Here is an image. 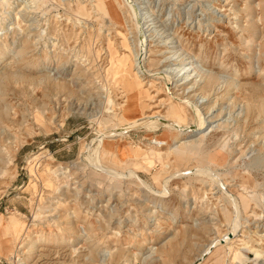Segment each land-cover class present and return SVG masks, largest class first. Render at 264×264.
I'll return each instance as SVG.
<instances>
[{
	"label": "rangeland",
	"instance_id": "1",
	"mask_svg": "<svg viewBox=\"0 0 264 264\" xmlns=\"http://www.w3.org/2000/svg\"><path fill=\"white\" fill-rule=\"evenodd\" d=\"M130 1L0 0V264H264V0Z\"/></svg>",
	"mask_w": 264,
	"mask_h": 264
},
{
	"label": "bare ground",
	"instance_id": "2",
	"mask_svg": "<svg viewBox=\"0 0 264 264\" xmlns=\"http://www.w3.org/2000/svg\"><path fill=\"white\" fill-rule=\"evenodd\" d=\"M129 4L132 6V9H133V12L137 18V11L136 9L134 8L133 4L131 3L130 0H128ZM139 32H140V35H139V51L138 53L135 55V58H134V68L137 70L138 73L142 74V75H153L154 73L150 72L148 69L145 68V66L143 65V60L145 59V49L143 47V44H144V39H141L143 38V32H142V29L141 27H139ZM180 66V65H179ZM171 68V66H170ZM169 70V69H168ZM168 70L166 69H162L161 71L159 72H156V74H160L164 79H167L170 80V72H173L175 73V75H181V77L185 80L186 83L190 82L193 78H195L198 74V71L196 69V67L192 64V65H189L188 67H183V66H180L178 68H174V69H171V71L169 72ZM156 71V70H155ZM173 83V81L171 82V84ZM166 84H168V82H166ZM184 101V99H183ZM189 103V102H188ZM192 110H194V113L196 114L197 118H196V124L194 123L193 124H187L183 127H181L182 125L177 122V121H174L172 119H169V118H166V117H163V116H147L148 118V121H143L144 119L146 118H140L138 120H135L133 122H130L128 123L127 125L131 126V128L135 125H138V124H149L150 127H152L151 125H154V124H163V126L169 128V129H172V130H179L181 132H188L190 134H193V133H196V132H199L203 129V125H204V121L199 117V113H198V110L197 109L198 107H195L194 105H190ZM145 126V125H144ZM154 127V126H153ZM152 127V128H153ZM129 128V127H128ZM130 128V129H131ZM151 128V129H152ZM100 133V132H99ZM114 133L116 135H114ZM121 133H123V130H118V129H111L110 131H105V135H111L113 134L114 136H117V135H120ZM103 134V132H102ZM99 137V136H98ZM97 137V138H98ZM101 137V136H100ZM105 137V136H104ZM108 137V136H107ZM102 138V137H101ZM101 138H98L97 141L99 142V144L97 145L96 148L93 149V153L92 156V159L89 160V162L91 163L92 162V165L94 164L95 167H97V169L99 168L100 170H103L105 172H107L108 174H110L111 176L113 177H121V176H125V177H130V178H133V179H136L137 181H139L141 183V185L145 188H148L150 189V187L148 186V184L137 174L135 173L133 170H130V169H127L125 172H118L116 170H113V169H109V168H105V167H102V163H101V157H100V145H101ZM96 139V137L94 138ZM93 139V141H95ZM89 157V156H88ZM196 170V171H195ZM193 171H195L194 173H200V174H206V175H210L209 171L206 170V169H194ZM191 172V171H190ZM177 174V173H176ZM180 175V174H179ZM212 178H214V180H217L215 178V176H211ZM168 178V177H167ZM166 179V178H165ZM169 180V179H168ZM167 179L165 180L164 182V186H166V182L168 181ZM218 182V181H217ZM163 186V187H164ZM165 188V187H164ZM165 194L166 193V189H164V191H162V194ZM161 192H160V195H162ZM238 216V215H237ZM236 217V216H235ZM237 218V217H236ZM236 220V219H234ZM233 220V221H234ZM232 221V222H233ZM236 223V222H235ZM234 223V226L231 228V232L232 233H229L228 235L227 234H224L221 236V238H223L225 241L229 240L228 238H232L233 235L235 236L236 235V231H237V227L235 226L236 224ZM233 225V224H232ZM221 239L219 243L221 242H224V240ZM219 240V239H218ZM215 241V242H218ZM215 244V243H214ZM156 245V246H155ZM153 248L155 250H157L159 248L158 244H151L149 245V248H148V252L146 253V255L148 253H150ZM145 254V253H144ZM158 255V254H157ZM155 259V255L153 254L150 259L148 260L147 263H152L154 264V260ZM195 262H198L197 260H195Z\"/></svg>",
	"mask_w": 264,
	"mask_h": 264
}]
</instances>
